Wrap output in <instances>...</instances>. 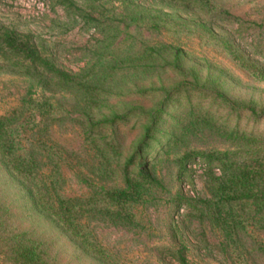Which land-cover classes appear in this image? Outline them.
Masks as SVG:
<instances>
[{"label": "rangeland", "instance_id": "374dc122", "mask_svg": "<svg viewBox=\"0 0 264 264\" xmlns=\"http://www.w3.org/2000/svg\"><path fill=\"white\" fill-rule=\"evenodd\" d=\"M211 1L218 11L234 17L220 19L215 32L231 37L240 51L264 69V0ZM204 18L158 0H0V36L12 31L29 38L58 69L88 79L107 94L108 106L102 112L89 110L81 92L57 87L48 91L25 74V62L0 53V118L35 119V127L27 128L21 145L24 153L38 160L36 178L49 204H54L55 197L47 191L56 178L60 193L69 199L92 196L102 187L124 186L119 173L116 179L99 176L102 156L87 137L89 129L98 134L94 125L111 120L114 113L126 115L118 128L124 159L138 147L151 125L147 116L158 110L167 93L180 85L194 90L190 99L184 94L167 107L147 152L163 188L148 191L146 200L131 208L129 220L87 212L80 221L112 264H180L172 252L181 244L187 248L189 264H264V207L252 201L231 203L245 221L232 252L218 226L193 206L177 208L175 202L181 194L196 201L199 209L201 202L215 196L214 185L222 178L220 169H208L196 157L180 180L176 162L180 155L231 152L238 153V162L244 163L258 156L248 154V160L243 151L264 150V117L252 116L247 108L253 106L258 113L264 109V81L243 70L202 28L191 30L189 24H201ZM169 46L183 51L181 70L173 68L175 56L164 51ZM30 91L33 99L53 105L49 116H30L24 105ZM202 91L214 96L224 93L234 102L217 103ZM190 102L210 112L220 129L188 131ZM228 129L256 140L249 147L232 142L223 135ZM177 135L178 142L172 141ZM48 147L53 152H47ZM39 149L45 154L40 155ZM112 168L117 169L116 163ZM30 187L0 160V264H15L8 259L5 245L13 234L44 244L56 257L55 264H105L77 247L37 206ZM260 192L264 196L263 186Z\"/></svg>", "mask_w": 264, "mask_h": 264}, {"label": "trees", "instance_id": "16d2710c", "mask_svg": "<svg viewBox=\"0 0 264 264\" xmlns=\"http://www.w3.org/2000/svg\"><path fill=\"white\" fill-rule=\"evenodd\" d=\"M158 1L170 7L189 9L202 16L204 14L203 23L189 24L193 25L191 30L196 26L202 28L211 39L214 38L219 41V44L243 70L256 80L264 81V69L240 51L233 43L231 37L225 36V34L219 35L215 32L216 28H218L219 20H233L234 17L232 15L218 11L211 0ZM164 51L175 56L173 68L181 70L183 51L173 46L167 47ZM0 53L11 54L25 62V74L35 80L38 86L48 91H51L54 87L61 90L76 89L85 96L87 109L102 112L108 106L106 91L104 92L103 89L91 85L88 79L84 80L58 69L50 60L42 56L37 46L27 37L12 31L6 32L0 36ZM198 78L196 75L195 80L198 81ZM202 93L208 98L216 99L217 103H223L220 100L228 103L234 102L221 92H218L215 96L208 91H202ZM28 94L29 99L25 100L24 105L32 118H35L34 114L42 117L51 114L53 105L50 102H41L33 99L32 91ZM184 94H187L186 97L190 99L194 95V90L186 88L185 85H180L179 88L166 94L158 110L147 116L151 125L147 128L138 147L130 156L124 159L123 140L120 137L118 128L121 122L126 121V115L114 113L111 120L102 121L94 125L93 127L98 129V134L95 133L94 129L87 131L88 139L97 146L102 156L99 176L102 178L108 175L116 179L119 173L124 183L123 187L113 189L102 187L96 190L92 196L82 199H69L60 193V180L56 178L52 180L50 183L51 189L47 191V194L51 193L53 198L55 197L53 200L54 204L47 203L45 201L46 198L43 197L45 196L44 193L46 194L44 187L42 188L41 185H38L36 178L39 170L38 160L34 154L27 155L24 153L21 145V140L27 128L35 127V119L18 122L15 118H0V160L16 178L30 184L31 193H33L34 199L38 201V204L36 203L37 206L67 233L77 247L96 256L105 264H112L109 256H107L108 254L102 248H99L92 234L83 229L80 221L87 212L101 213L114 220H129L132 218L131 208L135 204L145 201L148 191L163 188L161 181L153 171V161L149 159L147 152L151 142L158 134V127L164 111L169 105L173 104L174 100L180 99ZM199 107L202 106L194 102H190L188 106V112H190L189 114L192 117L187 126L188 131L198 128L212 129L213 131L220 129L216 127L214 116L204 108L201 109ZM247 108L251 111L252 116L258 119L264 117V109L258 113L253 106H248ZM179 119V117H175V120ZM107 130H111V132ZM223 135L232 142H242L248 147L252 141L256 140L255 137H249L231 129L226 130ZM179 139L180 135H177L173 137L172 141L178 142ZM262 141L264 142V140ZM45 150L53 152L52 148ZM250 150L248 148L243 151V157L249 158L248 160L251 159L248 154H257L258 157L255 161L244 163L238 162V153L218 151H189L176 159L178 178L180 180L185 178L187 166L196 157L201 158L208 169H220L222 178L220 177L217 180V184L214 185L216 188L215 196L212 199L201 202V209L195 207L194 203L196 201L181 194L175 202L177 208L193 206L194 209L204 214L203 216L218 226L226 236L227 247L232 252H235L239 232L244 228L245 221L241 216L242 212L236 211L231 203L237 204L241 201H252L255 205H259L260 208L264 207V196L260 192V187H264V150H259L257 153ZM39 153L40 155L45 154L40 149ZM114 163H116L117 169L112 168ZM5 245L8 251V259L10 257V260L15 264L56 263V257L52 253L50 255L49 250L44 248V244L28 235L13 234L7 239ZM172 254L178 263L189 264L187 248L183 244Z\"/></svg>", "mask_w": 264, "mask_h": 264}]
</instances>
